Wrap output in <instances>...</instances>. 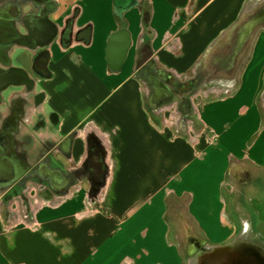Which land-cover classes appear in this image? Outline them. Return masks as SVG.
I'll use <instances>...</instances> for the list:
<instances>
[{
	"label": "crops",
	"instance_id": "0c3cea01",
	"mask_svg": "<svg viewBox=\"0 0 264 264\" xmlns=\"http://www.w3.org/2000/svg\"><path fill=\"white\" fill-rule=\"evenodd\" d=\"M53 1L57 12L48 19L58 31H69L73 40L65 46L57 38L46 47L47 64L35 85L43 95L42 107L50 106L49 115L39 119L25 114L14 120V154L29 166H46L65 174L83 167L89 150L99 146L112 155L105 157L110 180L100 197L90 193L93 189L87 181L86 190L78 181L77 190L68 191L70 184L67 196L54 194L48 201L30 190L26 212L15 203L16 207H10L11 219L6 211V216L2 213L1 195L0 264H182L178 248L168 243L166 214L169 200L186 196L189 214L203 237L218 243L229 240L233 231L222 224L220 196L226 174L236 162L264 169L260 111L264 25L252 40L232 93L203 104L200 119L209 134L202 135L195 146L165 124L168 109L161 114V127L153 122L142 82L135 75L136 62L143 51L154 68L175 76L193 74L234 24L246 16L264 18V9H246L248 0H138L142 10L134 8L124 14L132 45L120 72L111 73L106 45L120 28L113 16L114 0ZM24 2L0 0V6L10 10L6 13L9 20L13 8L20 9L19 18L29 12L36 15ZM147 12L154 36L140 46ZM87 27L89 36L84 31ZM173 41L179 42L180 55L175 46H168ZM34 46L7 50L9 66L31 72L33 57L41 53ZM22 54L26 60L20 59ZM8 92L1 103L13 97ZM1 128L0 135L6 127L2 124ZM65 141H72L71 150ZM28 157L35 158L34 164ZM22 215H29V220L24 222Z\"/></svg>",
	"mask_w": 264,
	"mask_h": 264
},
{
	"label": "rangeland",
	"instance_id": "374dc122",
	"mask_svg": "<svg viewBox=\"0 0 264 264\" xmlns=\"http://www.w3.org/2000/svg\"><path fill=\"white\" fill-rule=\"evenodd\" d=\"M247 4L248 5L246 9L248 10L253 11L254 9H257V7L260 9H264V0H248ZM168 45L172 48L175 46V53L180 55L178 41H176V44L173 41V43H169ZM252 46L253 42H250L245 49V53L243 54V56L239 57L238 63L233 71L235 72V76L232 78L230 77L233 74H231L232 71L230 72L228 70V66L226 70L220 71L222 69V67L220 66L227 65L226 62H218V68L217 65L210 66L209 63L204 62L200 65L199 69L197 68L191 76L187 77L175 76L168 71L161 70L159 69V67H157L155 69L161 74H164L165 77L160 81L156 80V84L153 86L151 82H148L145 76V73L150 69V66L147 67L148 62L144 61L140 63V61H137L135 75L139 78L140 82H142L141 84L143 89L144 102L151 109L150 112H152L151 118L153 122L156 123L158 127H161V114L168 109V117H165L164 119L165 124L172 129L174 135H181L185 137L193 146H195L202 135L207 136V134H209L208 129L200 119V110L203 104L210 99H214L216 97L221 98L232 93V91L237 86V83H239L240 73L247 63L245 61L247 59V56L250 55ZM215 48L226 49V44H219V46ZM225 53L226 51L222 53L217 52L218 55ZM212 54H214V51L212 52ZM214 58L215 56L213 58H210L209 60ZM20 59L26 60L27 57L26 55L22 54ZM139 59L140 57L138 58V60ZM179 87H182V89L187 92V94L192 92L187 99V107L184 105L185 103L183 105L181 103H178L179 101L175 100L171 96V94H169H174V92L178 93ZM35 92L36 89L34 88L33 93ZM22 105L25 114L34 117L33 113L35 110L27 105V103L22 102ZM46 109L50 110V106L48 104L45 108L42 107V104L39 106L40 111H42L45 115H49V112ZM260 111L262 115V122L264 124V95H262V99L260 100ZM96 147L97 148L95 150L90 149L87 153V161L84 169L82 166H80L78 169H76V172L65 173L66 175L75 173H78L76 174V176L80 175L77 177V179L75 177L70 178L71 185L69 186L68 191L73 188L77 190L79 188L78 181H80L83 190H86V186L90 184V189H93L90 190V193L94 191L95 194L98 195V197L103 195L102 192L103 190H105V186L110 180V176L107 173V171H109V160H106L105 157H112V155L110 151H106L105 149V151H102L99 146ZM102 153H105V156H103ZM50 159L51 158H49V161ZM28 160H30V162L32 163V161H35V158L28 157ZM32 164H34V162ZM62 170L64 171V169ZM258 170L263 176L261 178V181L256 183L253 188H250L247 183L234 181L229 174H226L225 180L222 183L220 190L223 220L222 224H224L225 226H229L233 231V235L236 234L235 232L239 229V222L242 216L249 215L250 218H252V220L254 221V231L264 236V169ZM80 172L82 174H80ZM20 181L18 180L17 182L11 184L10 190H8L7 192H5L6 187H3L0 191V196L3 195V197L1 198V210L2 213H5V211L8 213L7 218L9 219L12 218L10 215L14 214L10 207H16L15 203L20 205L19 209L22 210V212H26V209L29 207L28 197L30 190H32L31 192L33 196L34 193H36V195H38V198L40 197L42 199H46L47 201L49 200V198L54 196V194H56L57 198L68 195V191L65 192L67 184L60 187L58 192L53 193L46 178H44L43 182H40V180H38L37 178H31L27 181L25 180L26 182L24 184ZM85 181L89 183L86 185ZM240 186H242L243 189H240ZM100 189L101 191L99 192ZM93 197L94 196L90 197L91 201L93 200ZM238 203L239 205L237 207ZM188 206V196L184 197L180 201L171 199L169 200L166 214V222L168 224V243L178 248V252H180L179 254L182 258L183 264H186L187 261L186 250L189 236L196 235L198 238H203V233L189 214ZM91 208L92 205L90 204L89 209ZM87 210L86 212H89ZM28 216L22 215V219L24 222L29 220ZM14 217L18 218L19 215H14ZM15 221L17 220H10L8 221V223H14ZM206 240L210 244H221L215 240Z\"/></svg>",
	"mask_w": 264,
	"mask_h": 264
},
{
	"label": "water",
	"instance_id": "95a60500",
	"mask_svg": "<svg viewBox=\"0 0 264 264\" xmlns=\"http://www.w3.org/2000/svg\"><path fill=\"white\" fill-rule=\"evenodd\" d=\"M26 2H30L32 6L37 8V14L29 16V21L33 24L34 30L32 33L30 32L31 34L23 33L20 29L18 30L17 24L19 23L20 9L13 8L14 16L11 17L13 20L5 18V22L0 29V59L4 57L7 58V50L16 45L31 49L35 47L32 46L34 45L32 42L39 39L40 42L37 46L45 48L57 38L63 41L62 37L66 35L70 36L69 31H58L54 23L48 19L50 14L57 12L58 6L53 0H26ZM134 8L142 10L141 3L138 2V0L113 1V16L117 24L120 25V28L109 36L106 45L105 58L108 70L111 73L120 72L121 66L132 45L124 14ZM263 25L264 18L260 14L253 17L246 16L241 18L240 21L234 24V26L211 47V50L208 52L203 62L208 60L206 62L209 63L213 60L209 65H217V68L219 67L217 64L218 62H226L227 65L220 66L222 67L220 71L226 70L228 66V70L230 72L232 71L231 74H233L230 78L234 77L235 72L233 71L238 63L239 57L245 53V49L249 43L252 42L256 32ZM223 43L226 44L227 50L215 48ZM213 51L214 54H212ZM224 51H226L225 54H217V52L222 53ZM214 56V59L209 60ZM142 62L144 61L140 63ZM8 65L9 64L5 65V67H7L6 69L0 68V101L2 100V94L10 86L30 84V78L24 69L11 68ZM12 124L13 122L11 125ZM14 132V128L11 127L6 133L5 142L7 153H4V150L0 148V177L4 175L9 176V178L0 181V189L11 186V184L17 182L30 167L24 161L16 158L17 155L14 154ZM67 142V149L71 150L72 141H65L64 144ZM11 160L20 161L23 164L13 173L10 171L12 167ZM54 172L59 174L58 177H60V173H62L59 171ZM249 172L251 175H258V180L261 181L263 175L260 174L258 169ZM59 180L58 178V181ZM256 181L253 182L252 188L256 185ZM259 181H257V183ZM238 205L239 203L237 207ZM235 233L234 235L232 234L229 240L221 244H210L204 237L198 238L196 235L189 236L186 250V264H264V236L254 231V221L249 215L242 216L239 222V229Z\"/></svg>",
	"mask_w": 264,
	"mask_h": 264
},
{
	"label": "flooded vegetation",
	"instance_id": "af4514ba",
	"mask_svg": "<svg viewBox=\"0 0 264 264\" xmlns=\"http://www.w3.org/2000/svg\"><path fill=\"white\" fill-rule=\"evenodd\" d=\"M4 1V0H3ZM6 4H3V7H5ZM23 5H25V8H33L35 11H37V8L35 6H32L30 2H24ZM2 5L0 6V29L3 26V23L5 22V18H6V13H8L10 10L5 7V8H1ZM33 13L29 14H22V17L19 18V23L17 24V28L18 30L20 29V31H22L23 33H27V31H30L31 33L33 32V27H32V23H30L29 21V16L32 15ZM37 14V12H36ZM11 15H14L13 12H11ZM35 15V14H34ZM30 26L32 27V29L30 28ZM29 32V33H30ZM30 33V34H31ZM70 33V32H69ZM33 36V35H32ZM67 36V35H66ZM64 36L62 37L63 41L60 39V42L62 44H64L65 46H67V43H70L73 38L70 34V36ZM35 42V43H34ZM32 42L33 44L37 45L40 40L37 39V41ZM67 44V45H66ZM18 46V45H16ZM13 46V47H16ZM34 46V45H32ZM12 47V48H13ZM41 50V53L36 54L33 57V64H32V70L31 72H27L29 78H30V84L29 85H22V86H10L7 90H9L8 93L13 94V97L10 99H7L4 103H1L2 100L0 101V130L1 125L4 124L5 125V132L1 133L0 135V146L1 148H3L4 153H7V148H6V144L4 143V139H5V135L8 131V129L11 127V123L14 122V120L17 121V119H21L22 117H24L25 115V111L22 105L23 103H27V105H29L30 107L33 108L34 113L33 116L36 118H41L42 115H44V113L42 111L39 110V106L42 104L43 102V95L42 93H37V91L35 93H33L34 88L36 89L37 85H35V79L39 76V74L43 71V66H46L47 64V52L46 47L45 48H37L35 51L37 50ZM43 50V51H42ZM140 58L138 61H147L149 64H147V67L150 66V69L145 73L146 79L148 80V82H151V84L154 86L156 84V80H161L165 77L164 74H161L160 72H158L155 68H154V64L151 60V58L147 59V54L145 52H141ZM6 64H11V61L8 60L7 58H3L0 59V68L6 69L7 67H5ZM9 66V65H8ZM10 67V66H9ZM150 72V73H149ZM20 89V90H19ZM6 90V91H7ZM5 91V92H6ZM21 91V92H20ZM5 92L2 94V96H5ZM172 95V93H169ZM5 100V98H4ZM3 100V101H4ZM6 108V109H3ZM54 116V115H53ZM33 117V118H34ZM2 131V130H1ZM53 145L48 146V148H52ZM61 150L65 151V148L62 147ZM103 156H105L103 154ZM102 156V157H103ZM87 161V158H86ZM12 167L11 170L12 173L16 172L19 167L21 165H23L20 161H12ZM101 162V161H100ZM102 163V162H101ZM99 164V163H98ZM97 164V166H98ZM85 166V164H84ZM83 166V169H84ZM255 171L256 169L249 166V165H245V163H237L236 165H232V167L230 168L229 171V175L230 177L237 181V182H241V183H247L248 186H250L252 188L253 186V182H255L256 180H258V175H251V173L249 171L252 172ZM55 170H50L49 168H47L46 166L42 167V166H30L27 171L24 173V175L19 179V181L21 183H25L27 180L31 179V178H37L38 180H40V182H43V179L46 178V180L48 181L49 187L52 189L53 192H58L59 188L64 186L65 184H67L66 187H68L70 185V178L71 177H75L77 178L79 175L76 176L71 174V175H65L62 173H60V177H58V173L54 172ZM85 171V170H83ZM80 174H82L80 172ZM6 178H9L8 175H4L2 177H0V181L1 180H5ZM58 178L60 179L58 181ZM26 180V181H25ZM23 181V182H22ZM256 181V183H257ZM243 189V187H242ZM1 191V189H0Z\"/></svg>",
	"mask_w": 264,
	"mask_h": 264
},
{
	"label": "trees",
	"instance_id": "16d2710c",
	"mask_svg": "<svg viewBox=\"0 0 264 264\" xmlns=\"http://www.w3.org/2000/svg\"><path fill=\"white\" fill-rule=\"evenodd\" d=\"M149 12H147V14L144 16L143 18V26H142V33H141V36H140V46H145V44H148L149 41L153 38L154 36V32L150 29L149 27V23H148V20H149ZM87 34V36L90 35V27H87L85 30H84ZM89 42V39H87L86 43ZM174 43L176 44V41H174ZM169 46V45H168ZM139 58V56H138ZM138 58H137V61H138ZM192 73H189L186 75L187 76H191ZM178 81V80H177ZM180 86V85H179ZM192 93V92H191ZM187 94V92H185L182 87H179V92L178 93H175L174 94L172 93V97L175 99V100H178L177 102L178 103H181L182 105L184 104L186 107H187V99L189 98V95L191 94ZM258 134L254 135V137L251 139L250 144H252L254 142V140L257 138ZM180 253V252H179ZM182 259V258H181ZM182 264H183V261H182Z\"/></svg>",
	"mask_w": 264,
	"mask_h": 264
},
{
	"label": "built area",
	"instance_id": "2783aa9c",
	"mask_svg": "<svg viewBox=\"0 0 264 264\" xmlns=\"http://www.w3.org/2000/svg\"><path fill=\"white\" fill-rule=\"evenodd\" d=\"M13 264H26V263H24V262H18V263H13Z\"/></svg>",
	"mask_w": 264,
	"mask_h": 264
},
{
	"label": "bare ground",
	"instance_id": "6f19581e",
	"mask_svg": "<svg viewBox=\"0 0 264 264\" xmlns=\"http://www.w3.org/2000/svg\"><path fill=\"white\" fill-rule=\"evenodd\" d=\"M240 189H242V187H240ZM200 209H202L203 207L201 206V204L199 205Z\"/></svg>",
	"mask_w": 264,
	"mask_h": 264
}]
</instances>
